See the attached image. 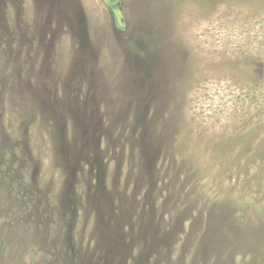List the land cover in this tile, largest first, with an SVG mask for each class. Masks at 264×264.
Listing matches in <instances>:
<instances>
[{
	"label": "rangeland",
	"instance_id": "rangeland-1",
	"mask_svg": "<svg viewBox=\"0 0 264 264\" xmlns=\"http://www.w3.org/2000/svg\"><path fill=\"white\" fill-rule=\"evenodd\" d=\"M262 160L264 0H0V264H264Z\"/></svg>",
	"mask_w": 264,
	"mask_h": 264
},
{
	"label": "trees",
	"instance_id": "trees-1",
	"mask_svg": "<svg viewBox=\"0 0 264 264\" xmlns=\"http://www.w3.org/2000/svg\"><path fill=\"white\" fill-rule=\"evenodd\" d=\"M249 149H250V147H249ZM248 149V150H249ZM244 160H242V162H243ZM246 162V161H245ZM260 162H262V164H264V160H262V161H260ZM243 167H245V165H242ZM250 180H251V178H250ZM259 183L262 185V187L264 186V182H263V179L261 180V181H259Z\"/></svg>",
	"mask_w": 264,
	"mask_h": 264
}]
</instances>
